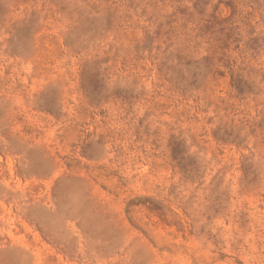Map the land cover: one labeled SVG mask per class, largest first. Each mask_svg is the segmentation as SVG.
Segmentation results:
<instances>
[{"label": "rangeland", "instance_id": "1", "mask_svg": "<svg viewBox=\"0 0 264 264\" xmlns=\"http://www.w3.org/2000/svg\"><path fill=\"white\" fill-rule=\"evenodd\" d=\"M0 264H264V0H0Z\"/></svg>", "mask_w": 264, "mask_h": 264}]
</instances>
